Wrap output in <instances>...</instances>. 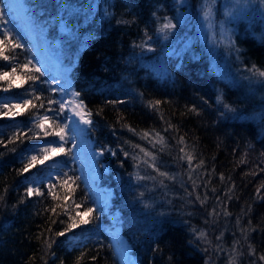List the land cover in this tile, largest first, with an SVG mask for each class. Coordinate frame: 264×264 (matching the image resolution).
Wrapping results in <instances>:
<instances>
[{"label":"trees","instance_id":"obj_1","mask_svg":"<svg viewBox=\"0 0 264 264\" xmlns=\"http://www.w3.org/2000/svg\"><path fill=\"white\" fill-rule=\"evenodd\" d=\"M26 1L49 26L51 44L61 41L58 55L91 113L97 147L116 152L106 150L102 162L112 175L122 174L121 184L112 182L114 206L123 212L122 231L140 264H222L213 252L217 242L236 251V264H264V81L248 71L253 65L264 71L262 17L231 24L234 41L225 61L200 33L204 0H68L69 11L58 8L60 0ZM216 7L221 15L222 0ZM61 17L71 31H60ZM169 20L176 27L158 31ZM7 47L10 59H0V72L10 73L0 80V264H123L112 223L77 164H66L63 154L62 169L47 184L45 170L54 160L43 163L45 146L57 144L55 133L65 124L72 153L67 109L62 115L28 46L23 62L32 63L23 69V84L13 83L11 67L20 58ZM16 99L31 103L10 118ZM45 113L50 129L38 126L36 117ZM141 149L156 157L150 173L142 159H132L145 156ZM137 163L142 176L160 180L136 181ZM73 222L78 226L65 231Z\"/></svg>","mask_w":264,"mask_h":264},{"label":"rangeland","instance_id":"obj_2","mask_svg":"<svg viewBox=\"0 0 264 264\" xmlns=\"http://www.w3.org/2000/svg\"><path fill=\"white\" fill-rule=\"evenodd\" d=\"M260 1V2H259ZM2 2V0H0ZM8 2V0H6ZM10 4L6 7V16L5 19L8 20L7 27L9 29H13L16 25V28L14 30L15 38L19 37V42L23 44L22 48H15V52L18 53V63L16 65H22L25 62L23 60L27 59L28 50L27 46L30 47L34 61L36 63V68H40V73L44 76L48 84L50 85V89L53 92V94L59 98V101L64 103V108L61 109V114L63 115L64 109L66 107L67 114L66 119L68 123H70V136L72 138L71 140V151L68 150V134L63 132L61 133L64 136V140L61 141L60 137L58 138L57 144H47L45 146V149H47V159L43 161V163H48V161L52 157V161L47 167H46V174L44 178L47 180V184H50L51 179L57 177V173L62 169L63 165H61L59 162L62 160V155L64 154V161L67 164L68 162L70 165L77 164V168H79L80 175L82 176L83 180L85 181L86 185L89 188V191L91 192L93 199L96 201V204L98 207L102 208L104 212L108 215L112 225L109 229V232L111 234V230L115 227L116 222H114L113 218L117 219L118 225L122 228V214L123 212L121 210H118L114 206V196L116 195L115 186H112L113 181H117L118 184H121L123 182L122 174L119 172L116 175H112L111 169L109 165L106 162H102L103 158L106 156V150L104 151L103 155H100V151L102 149L98 148L96 145L95 140L93 139V131L91 129L92 123L88 124L87 126V136L85 137L86 143L89 142L92 146V151L97 155L98 159L95 162V167L98 169V180L93 181L91 178H89V175L87 174L86 168L83 166V163L81 161L82 156L77 151L76 148V141L77 136L74 132V121L72 120V108L70 105V100L68 98H72L75 102H82V110L85 112L86 116L91 117L90 111L87 109L85 103L81 100L80 95L78 98L74 97V93H77L78 91L75 89L74 82L69 79V70L64 65L62 58L60 57L61 51L59 50V47L61 45V41H56V44H51L50 38H49V26H43L40 17L38 14L34 11L33 7L27 3L26 0H22L23 6L27 7V20H24V16H21L18 14L17 10L14 8V0H10ZM217 2V0H216ZM216 2L214 1V6L212 8V17H211V23L212 27H208V21L204 19L203 17V10L199 16V26H200V33L203 36V38H207L210 42V44L213 47L220 48L224 54L225 61H228L229 54L232 50V44H228L227 40L228 38H231L232 42L234 41L232 38V23H238L240 20H245L247 23H253V21H258L257 19L261 16L262 22H260L261 27H264V0H222V10L221 15H219L218 8L216 7ZM257 2L258 5H257ZM216 9V10H215ZM258 17V18H257ZM14 19V20H13ZM16 21V22H15ZM65 23L60 22V31L62 32L66 24V20H64ZM31 23V24H30ZM33 26L36 30V32L45 33L46 35V43H47V50L50 55L51 60H57L59 61V68L61 69V72L58 70H53L50 63L46 61L49 60L45 57L44 53H40L38 48L35 45V42L33 41L32 37L28 33V26ZM48 28V29H47ZM69 28V27H68ZM3 30V26H0V31ZM24 36H26L30 40V44L26 46V42L24 41ZM15 42V40H14ZM58 42V43H57ZM11 45V44H9ZM11 49L8 47L4 48V53H9ZM30 60V59H28ZM23 69L22 67L17 66L16 73L11 74L12 81L15 85L21 86L23 84ZM7 72V71H6ZM261 77L255 78L256 80H259ZM264 79V78H263ZM261 79L259 82H263L264 80ZM79 93V92H78ZM80 94V93H79ZM23 100H14L10 105H12V109L10 105H8L11 109V112L9 113L8 117L14 118L18 115L19 112L23 109ZM17 105H21L20 107H17ZM60 105V104H59ZM54 116H57V111H54L52 113ZM49 115V114H48ZM43 116H41L42 118ZM49 117V116H48ZM59 117V116H58ZM50 118V117H49ZM55 121H58V119H54ZM93 122V119L91 120ZM40 123H43V128H52V118L48 119L47 121L40 120ZM62 123H57L56 126H60ZM63 126V125H62ZM57 129V128H56ZM61 128L57 130V132H60ZM66 141V142H65ZM60 144H63V149L58 150L56 152H53L52 149L60 148ZM109 149V148H108ZM111 149V148H110ZM113 150V149H112ZM148 152V151H147ZM142 161L144 159H147L148 163L143 165L150 166L153 161L151 157H141ZM155 163V161H154ZM74 167V165H73ZM76 167V166H75ZM151 167V166H150ZM156 167V164H155ZM153 171L155 168L151 167ZM139 171V170H138ZM140 174V171H139ZM112 175V176H111ZM141 175V174H140ZM142 176V175H141ZM148 177H155L157 180H160L158 176H148ZM180 179V178H179ZM146 181H150L153 179H145ZM181 184H185L186 181L181 178ZM127 239L128 245L131 247V252L133 253V246L130 243V241ZM114 244V242H113ZM115 248V245H114ZM116 250V249H115ZM117 251V250H116ZM214 256L217 259H220L219 257L222 256V264H236L237 259L235 257L236 251L234 249H227L223 248L221 246L220 242L216 243V248L213 250ZM118 253V251H117ZM119 255V253H118ZM135 256V255H134ZM120 257V255H119ZM137 260V264H140L139 259L135 256ZM121 260V258H120ZM122 261V260H121Z\"/></svg>","mask_w":264,"mask_h":264},{"label":"snow or ice","instance_id":"obj_3","mask_svg":"<svg viewBox=\"0 0 264 264\" xmlns=\"http://www.w3.org/2000/svg\"><path fill=\"white\" fill-rule=\"evenodd\" d=\"M183 2L184 3H187V0H183ZM10 3H11L10 0H8V2H6V0H2V2H0V26H3V30L0 31V59L6 60V61L10 59L9 56H7V55L4 54V48H6L8 44H11V46H12L13 49H15V48H22L23 47V44H21L19 42V37H17L16 38V41L13 42V39H12V31H11V29H9L7 27L8 20L5 19V16H6L5 9H6V7ZM213 4H214V0H204V3H203V7L205 9V11L203 12V17H204L205 20H207L209 22L208 23V27L209 28L212 27L211 17L213 15V13H212ZM58 8L61 9V10H63V11H69V10L72 9V5L68 2V0H60V2L58 4ZM61 22L62 23H65L63 17H61ZM175 27H176V25L173 24L171 22V20H169V22L163 24L158 31H164L166 29H174ZM66 28H68L67 24H66ZM68 30L71 31L70 28H68ZM148 39H151V37H148ZM227 43L228 44H232L233 43L232 40H231V38H228ZM141 47H143V44L141 45ZM237 51H239V50L237 49ZM31 63H32L31 60H26V62L24 64L18 65V66L19 67H22L24 69H28V67H29V65ZM16 68H17V65L13 64L12 67H11V74H15L16 73ZM248 71L251 72L255 76L264 78V71H262L260 68L256 67V65H253L252 68L248 69ZM35 72L39 73L40 72V68H38V67L35 68ZM9 75H10L9 72H6V71L5 72H0V80H6L9 77ZM28 79L35 81V80L38 79V77H36V76H29ZM12 86H13L12 83H9L8 84V88H11ZM5 91H7V89H5ZM25 95H28V93H26ZM73 95H74L75 98H78L80 94L77 92V93H74ZM33 98H37V97H33ZM217 102L218 103H223V97H222V95L217 97ZM30 103H31V100L30 99H23V105L24 106H27ZM49 103H53V101L49 100ZM55 103H59L60 104V109H63L64 106H65L64 103L61 102V101H55ZM159 103H160V101H156L155 104L152 105V107L155 108L156 105H158ZM80 104H82V102H80ZM20 106L21 105H17V107H20ZM5 107H7V105H5ZM33 107H35V106H33ZM41 107H43V104H41ZM224 107L227 108V109H229V110H231L230 109V106L227 105V104H224ZM192 111H195V109H192ZM36 119H37V121H40L41 119L44 120V121H47L50 118L45 113V115L42 118L39 117V116H37ZM85 123L91 124L92 121L91 120H86ZM38 126L41 127V128H43L44 125H43V123H39ZM65 127H67V124L63 125V127L61 128V131L60 132H56L55 133L56 136L60 137V140L61 141L64 140V136L61 133L63 132V128H65ZM129 130L135 132V129H131L130 128ZM45 135H47V133H45ZM147 135H148L147 133H143L141 138L143 139V138L147 137ZM157 135H159V134L157 133ZM161 142L163 143V139L162 138H161ZM180 142L183 143V139L182 138H181V141ZM127 143H131V142H127ZM131 147L133 149H135V148H139L140 146L139 145H136V144H132ZM62 149H63V144H60V148L59 149L53 148L52 151L53 152H56V151L62 150ZM105 150L109 151L111 153V155H113V156L116 155L115 150H112V149H102L99 154L100 155H103V153H104ZM141 152H144L145 157H151L152 158L153 163L150 166L155 168L154 161H155L156 157L153 156L152 153L147 152L145 149H141ZM44 155H45V159H47L48 158L47 157V149L44 150ZM123 155L125 157H128L130 155V153L127 152V151H124L123 152ZM186 158L188 159V161L190 163L191 160H192V156L191 155H187ZM36 159L37 158L35 156H32L31 157V162L32 163H35L36 162ZM132 159L134 161H140L141 160V157L138 154L137 155H132ZM142 162L145 163V164L148 163L147 159H144ZM41 163H42V161H41ZM202 163H203V161H201V164ZM136 167L139 170L140 164L137 163L136 164ZM198 167H199V165H198ZM25 171H26V169H25ZM156 171L159 172V169L157 168ZM66 175L67 174H65V176ZM160 175L161 176H168V174L167 173H164V172H160ZM135 178H136V181H142V180H145V179H155V177H145V176H141L139 174V171H137L135 173ZM168 178L169 179H174V177H171V176H168ZM161 183H162V181H161ZM193 184H195V181H193ZM49 191H51V190L49 189ZM36 192L38 194H40V195H43V193H41L38 188L36 189ZM32 194H33V189L32 188H28L27 189V195L28 196H31ZM139 195L142 197L144 195V193L141 192V193H139ZM0 199H3V198L0 197ZM197 199H199V197H197ZM82 202H84V201H82ZM77 207H79V205H77ZM101 210H103V209H101ZM52 211L55 212V208H53ZM87 211L88 212H91L92 209L89 208ZM53 222H55V221H53ZM61 223H64V221H61ZM80 223L87 224L88 221L81 220ZM77 226L78 225L75 222L70 223V224L67 225L65 231H71V229H73V228H75ZM64 234H65L64 231H61V232L56 233V235H58V236H63ZM199 235H200L201 238H204L206 236V233L200 232ZM46 246H47V248L50 249L51 246H52V243L46 241ZM93 259H95V257H93ZM259 259L260 260H264V256L259 257Z\"/></svg>","mask_w":264,"mask_h":264},{"label":"bare ground","instance_id":"obj_4","mask_svg":"<svg viewBox=\"0 0 264 264\" xmlns=\"http://www.w3.org/2000/svg\"><path fill=\"white\" fill-rule=\"evenodd\" d=\"M22 0H14V8L17 10L18 14L24 16V20H27V7L23 6ZM31 24V23H30ZM28 33L35 42L36 47L40 53H44L48 63L52 66L53 70H58L59 61L51 60L50 55L47 50L46 35L45 33L36 32L33 26H28ZM70 107L72 108V120L75 122L73 125L74 132L77 136V141L75 143L77 151L82 156L81 161L83 166L87 170L89 178L93 181H97L98 169L95 167V162L97 161V155L92 151V146L89 142L86 143L85 137L87 136V126L86 120H92L90 117L86 116L85 112L82 110V105L78 102L73 101L70 97ZM70 126V123H68ZM116 222L115 227L111 230V237L115 245V249L118 251L123 264H137V260L134 254L131 252V247L127 243L126 236L123 234L122 228L118 225L117 219L113 218Z\"/></svg>","mask_w":264,"mask_h":264}]
</instances>
